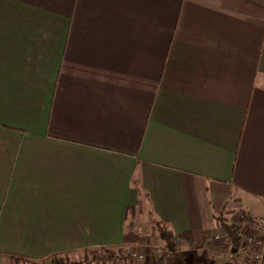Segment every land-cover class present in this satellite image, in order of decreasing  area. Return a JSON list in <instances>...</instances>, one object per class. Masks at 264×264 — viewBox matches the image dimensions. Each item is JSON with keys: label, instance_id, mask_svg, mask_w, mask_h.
Wrapping results in <instances>:
<instances>
[{"label": "crops", "instance_id": "crops-1", "mask_svg": "<svg viewBox=\"0 0 264 264\" xmlns=\"http://www.w3.org/2000/svg\"><path fill=\"white\" fill-rule=\"evenodd\" d=\"M240 215L264 218V0H0V264Z\"/></svg>", "mask_w": 264, "mask_h": 264}, {"label": "rangeland", "instance_id": "rangeland-1", "mask_svg": "<svg viewBox=\"0 0 264 264\" xmlns=\"http://www.w3.org/2000/svg\"><path fill=\"white\" fill-rule=\"evenodd\" d=\"M243 215H240V218ZM230 221V220H229ZM228 221V222H229ZM150 223L149 226H144V240L128 248H124L126 252L129 251L131 260L115 259L109 263L106 261V255L102 252V249H95L90 251V255L100 256L91 264H195L198 261H202L205 264H241V256L233 253H228L226 250H221L217 253L210 250L208 244L201 245L200 247L185 246L179 241V253L180 256H174L165 252L163 249L164 244L160 236L156 235V226ZM155 227V228H154ZM143 237V236H142ZM235 238L232 239L234 243ZM210 243V242H208ZM220 250V249H219ZM135 254V255H134ZM57 256V255H56ZM139 256L143 259L140 261ZM54 256L48 258V261L33 262L34 264H49ZM84 257L83 253L69 257L72 261L80 262ZM152 257V259L150 258ZM32 264V263H31Z\"/></svg>", "mask_w": 264, "mask_h": 264}, {"label": "built area", "instance_id": "built-area-1", "mask_svg": "<svg viewBox=\"0 0 264 264\" xmlns=\"http://www.w3.org/2000/svg\"><path fill=\"white\" fill-rule=\"evenodd\" d=\"M230 225L233 227L234 243L229 233L222 231L209 240L210 250L214 253L221 250L235 252L241 256V264H264V218L239 216ZM138 259L142 261L143 257Z\"/></svg>", "mask_w": 264, "mask_h": 264}, {"label": "trees", "instance_id": "trees-1", "mask_svg": "<svg viewBox=\"0 0 264 264\" xmlns=\"http://www.w3.org/2000/svg\"><path fill=\"white\" fill-rule=\"evenodd\" d=\"M154 225L156 226L157 232L164 244L163 249L165 250V252H168L169 254H172L174 256H178V255L180 256V253L178 251L179 245L177 243V238L173 234V232L170 229H168L166 226H164L162 223H154ZM224 230L229 233V235L231 236L230 238H233V232H232L233 227L231 225L224 224ZM101 251L105 253L106 261L109 263L113 262L116 258L121 260H131L129 251L126 252L123 248L102 249ZM83 254L84 257L80 262L72 261L68 255H57L53 257L51 263L49 264H91L95 260L100 258V256L97 255L91 256L89 251H86ZM150 258L152 259V257ZM48 260L49 259L44 261H48ZM15 261L17 264H31V263L34 264L31 261L21 258H16ZM195 264H205V263L202 261H198Z\"/></svg>", "mask_w": 264, "mask_h": 264}]
</instances>
